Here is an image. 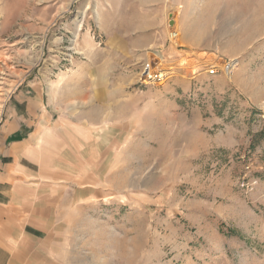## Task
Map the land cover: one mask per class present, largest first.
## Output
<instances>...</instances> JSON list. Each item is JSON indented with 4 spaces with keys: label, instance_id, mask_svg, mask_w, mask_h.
Here are the masks:
<instances>
[{
    "label": "rangeland",
    "instance_id": "374dc122",
    "mask_svg": "<svg viewBox=\"0 0 264 264\" xmlns=\"http://www.w3.org/2000/svg\"><path fill=\"white\" fill-rule=\"evenodd\" d=\"M34 84L12 264H264V0H0V147Z\"/></svg>",
    "mask_w": 264,
    "mask_h": 264
},
{
    "label": "crops",
    "instance_id": "0c3cea01",
    "mask_svg": "<svg viewBox=\"0 0 264 264\" xmlns=\"http://www.w3.org/2000/svg\"><path fill=\"white\" fill-rule=\"evenodd\" d=\"M28 87L30 89L21 88L18 91L16 95L17 101L15 106L9 109V121L6 123L1 136L0 224L3 225L4 229L0 230L2 231L0 232V264H12V246L17 236L14 225L11 226L9 224V222L12 224L13 221L18 220L17 212H19V209L14 205L16 201L14 200L12 180L20 178L21 172L27 174V176L32 174L31 168L27 166L29 165L28 161H30L27 154L32 149L30 145L31 139L23 137L19 140V138L15 137L23 134L20 128L22 124L24 127L29 125L28 122L33 112L39 114L40 117L44 114L42 88L39 85L35 86V84ZM30 92L31 94H29ZM22 108L24 109L23 111H21ZM23 233L27 237L31 236L28 232Z\"/></svg>",
    "mask_w": 264,
    "mask_h": 264
},
{
    "label": "bare ground",
    "instance_id": "6f19581e",
    "mask_svg": "<svg viewBox=\"0 0 264 264\" xmlns=\"http://www.w3.org/2000/svg\"><path fill=\"white\" fill-rule=\"evenodd\" d=\"M175 23H176V18H175V16H174V17L171 18V22H170V24H172V26L175 27ZM173 31H174V30L171 31V32H172V33L170 34L171 37H178L177 32L174 31V32H175V34H174ZM160 59H161V58H160ZM156 60H157V59H156ZM158 60H159V59H158ZM156 64H158V63H156ZM156 64H155V65H156ZM149 66H150V68H149V72L152 71V69L155 68L154 64H153V65L150 64ZM226 69H227V72H230V71H229V68H226ZM156 74H158V76H164V77H165V76L167 75V69L165 70V69H163V67H162V68H159L158 71H156ZM145 80H146V79H145ZM144 82L148 83V81H144Z\"/></svg>",
    "mask_w": 264,
    "mask_h": 264
},
{
    "label": "built area",
    "instance_id": "2783aa9c",
    "mask_svg": "<svg viewBox=\"0 0 264 264\" xmlns=\"http://www.w3.org/2000/svg\"><path fill=\"white\" fill-rule=\"evenodd\" d=\"M149 68L150 66H146L145 67V72H144V77L145 79L149 80L150 78L158 80V81H162L165 77L164 76H158V74H156V72L150 71L149 72ZM211 73H213V71L211 70Z\"/></svg>",
    "mask_w": 264,
    "mask_h": 264
}]
</instances>
